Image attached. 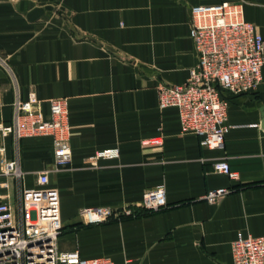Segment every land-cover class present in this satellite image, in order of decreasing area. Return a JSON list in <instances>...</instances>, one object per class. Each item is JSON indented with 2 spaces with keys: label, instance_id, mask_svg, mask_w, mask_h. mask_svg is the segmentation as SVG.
<instances>
[{
  "label": "crops",
  "instance_id": "obj_1",
  "mask_svg": "<svg viewBox=\"0 0 264 264\" xmlns=\"http://www.w3.org/2000/svg\"><path fill=\"white\" fill-rule=\"evenodd\" d=\"M241 3L245 20L264 37V0H0V54L23 98H68L72 165L57 173L50 138L21 143L26 187L49 170L58 192L61 252L114 264H233L238 236L264 237V68L254 90L228 95L230 130L221 151L183 129L176 107L159 109L158 86L183 85L197 65L191 9ZM11 72L0 65V122L13 118ZM160 138L161 146L144 147ZM7 158L15 157L11 139ZM118 148L119 158L91 162ZM225 159L239 181L214 172ZM164 186L168 207L157 213L82 223L90 206H138ZM16 190H18L16 183ZM233 193L209 204V191Z\"/></svg>",
  "mask_w": 264,
  "mask_h": 264
},
{
  "label": "built area",
  "instance_id": "obj_2",
  "mask_svg": "<svg viewBox=\"0 0 264 264\" xmlns=\"http://www.w3.org/2000/svg\"><path fill=\"white\" fill-rule=\"evenodd\" d=\"M190 14L197 65L185 84L158 86V105L160 110L178 108L183 129L198 136L202 147L221 151L230 130L228 95L249 93L262 81L264 37L245 20L241 3L195 6ZM0 65L11 72L15 89L12 121L0 122V176L11 177L18 187L15 202L0 201V264H114L108 258L84 259L78 251L59 250L61 204L58 192L50 187L49 170L38 174L36 188L26 187L21 167V143L25 139L50 138L57 173L72 165L68 98L50 100L49 113L45 114L35 91L23 98L6 58L0 56ZM7 139L14 145L13 159L7 158ZM161 145L160 138L143 142L144 147ZM119 155L118 148L101 150L91 162L114 160ZM214 172L239 181V174L225 159L214 163ZM234 191H209L205 201L216 204ZM167 207L165 187L159 186L147 191L138 206H90L81 210L80 217L83 224L94 226ZM232 257L233 264H264V237L238 236L232 244Z\"/></svg>",
  "mask_w": 264,
  "mask_h": 264
},
{
  "label": "rangeland",
  "instance_id": "obj_3",
  "mask_svg": "<svg viewBox=\"0 0 264 264\" xmlns=\"http://www.w3.org/2000/svg\"><path fill=\"white\" fill-rule=\"evenodd\" d=\"M0 56L3 57L1 54ZM16 189L17 188H16L15 180H13L11 177L0 176V201L9 200L11 202H15L17 195ZM143 215H147V214L141 212L139 216H143ZM112 220H116V219L112 218L110 221Z\"/></svg>",
  "mask_w": 264,
  "mask_h": 264
},
{
  "label": "water",
  "instance_id": "obj_4",
  "mask_svg": "<svg viewBox=\"0 0 264 264\" xmlns=\"http://www.w3.org/2000/svg\"><path fill=\"white\" fill-rule=\"evenodd\" d=\"M262 128L264 129V108L262 109Z\"/></svg>",
  "mask_w": 264,
  "mask_h": 264
}]
</instances>
